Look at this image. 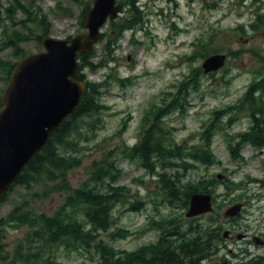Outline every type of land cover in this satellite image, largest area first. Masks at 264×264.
Returning <instances> with one entry per match:
<instances>
[{"label": "rangeland", "instance_id": "rangeland-1", "mask_svg": "<svg viewBox=\"0 0 264 264\" xmlns=\"http://www.w3.org/2000/svg\"><path fill=\"white\" fill-rule=\"evenodd\" d=\"M125 1L118 0L120 3ZM177 1L178 7L169 0H140L139 9L143 11L145 20L142 25H137L134 32H124L114 44H110V49L105 48L108 36L97 42L96 56L91 60L94 63L104 58L112 60L98 71L86 70L85 74L89 80L106 81L102 99L108 108L98 116L99 121L93 129L84 125L78 141H74L78 148L68 149L83 159L80 166L67 171L66 178L71 185L78 186L90 176L94 161L118 159L117 165L123 171L119 183L131 187L138 193L135 197L140 196L145 201V207L139 211L129 210L128 204L115 206L111 231L123 226L133 232L126 238L111 241L121 249L134 250L156 241L161 233L153 227V219L166 216L178 217L179 220L193 219L186 217L188 208L170 204L165 199L157 176H151L120 152L123 143L132 146L139 141L141 124L149 109L164 105L163 98L174 91L175 85L186 76L200 74V87L190 92L187 110L184 113L171 112L164 116L162 122L175 126L176 140L186 144L200 140L202 126L207 122L217 119L220 129L213 139L212 148L221 164L211 167L197 164L185 175L184 181H196L203 176L216 179L210 186L214 196L213 210L201 214L203 217L199 221L223 225L221 232L231 230L234 237L224 238L219 245L220 253L201 264H213L224 254L237 258L235 262L243 256L264 255V244L255 240L264 238V187L260 183L264 180V148L243 145L240 155L244 160L233 158L229 152L231 137L251 126V120L239 108V102L248 86L264 74V29L253 30L250 27L253 20L251 9L238 5L237 0H213L214 8L208 15L201 9L197 13L196 4L188 0ZM87 4L92 7L93 0H0V59L8 65L17 64L27 55L44 50L42 42L37 39L40 35L70 39L84 33L86 29L81 14ZM43 16L47 17L45 24L39 21ZM239 24H245L246 29L238 32L236 27ZM45 26L48 27L46 34L43 33L47 29ZM12 31L28 36L20 43L26 53L24 57H21L23 53H14L13 46H5ZM102 31H112L110 22ZM253 37L255 39L245 41ZM219 53L227 55L225 64L216 71L205 73L202 67L205 59ZM115 76L129 80L122 85L114 79ZM9 77L0 65V94ZM261 96L264 106V93ZM260 109L264 119V109ZM261 122L264 128V120ZM237 141L235 139L233 144ZM61 179L40 182L31 189L16 186L8 194L9 199L0 204V219L24 199L30 201L29 208L33 212L53 214L63 202L62 194L53 193L43 199L32 196ZM237 202H244L245 208L239 216L227 219L226 209ZM28 231V226H6L3 241L9 256L1 264H14V254L22 246ZM245 233H248V239L237 237ZM101 237L110 240L107 233ZM96 258L93 251L82 248L68 251L64 246L55 250L54 257L59 264H96ZM15 264L28 262L20 260Z\"/></svg>", "mask_w": 264, "mask_h": 264}, {"label": "trees", "instance_id": "trees-1", "mask_svg": "<svg viewBox=\"0 0 264 264\" xmlns=\"http://www.w3.org/2000/svg\"><path fill=\"white\" fill-rule=\"evenodd\" d=\"M59 6L62 7L60 4ZM125 7L124 14L121 16L122 20L111 19L112 31L102 34L101 40L108 36L106 49H110V44H114L126 29L135 28L145 21L143 11L139 9L138 0H126ZM88 8L87 4L81 14L82 19ZM46 20L47 17L43 16L39 21L45 24ZM46 28L44 34L48 32V27ZM27 37L19 31H12L5 41V46H13L14 53H23L21 57H24L26 53L22 50L20 43ZM37 39L41 42L42 35ZM95 53L94 49L90 54L84 53L78 56L79 70L83 72L81 79H85L88 84L80 104L53 134L49 144L23 169L5 198L7 200L8 194L18 185L31 189L40 182L55 181L62 177L61 181L34 192L32 197L43 199L53 193H59L64 197L63 202L53 214H48L44 211L33 212L29 208L30 201L24 199L2 217L0 219V264L9 256L3 241V232L8 225L29 227L22 246L14 254V264L20 260L28 264H59L54 257L55 250L60 246H64L68 251L81 248L89 252L93 251L97 256L96 264H201L211 259L213 255H218L219 245L224 240L221 232L224 227L210 222H200L202 215L182 220L173 216L153 219V227L161 233L156 241L143 244L134 250L116 247L111 241L126 238L133 232L123 226H117L114 231H111L115 206L128 204V209L131 211H139L145 207L144 199L140 196L135 197L138 193H135L131 187L119 183L123 171L117 165L118 159L105 158L94 161L90 176L82 184L73 186L68 182L67 171L80 166L83 159L72 154L68 149L78 148L74 141H78L82 129L85 126L93 129L99 121L98 116L108 108L102 99L106 92V81L89 80L85 71H98L107 66L112 59L104 58L94 63L91 59L96 56ZM0 65L9 77L16 62L8 65L0 59ZM199 75L186 76L175 85L174 91L167 93V97L163 98L164 105H155L149 109L141 124L139 141L132 146L123 143L120 152L129 161L143 167L151 176H157V181L160 183L158 186L165 199L170 204H179L181 208L189 207L192 194L211 193L210 186L216 181L214 177L209 178V176H203L196 181H184L189 170L196 168L197 164L211 167L222 162L212 148L214 136L220 130L216 124L217 119L203 125L200 140L192 144L177 141L174 136L175 126L162 122L164 116L171 112L184 113L187 110L190 92L200 87ZM114 79L122 85L129 80L121 76H115ZM256 91L259 92L258 95H254ZM263 93L264 74L259 80L250 84L240 101L254 100L251 110L255 112L257 107L263 108L261 103ZM241 107L243 104L239 108ZM0 108H2L1 102ZM262 124L261 121L253 123L247 131L238 132L231 137L232 145L229 144V152L233 158L243 159L240 150L245 144H252L258 148L264 147ZM235 139L238 141L234 145ZM103 233H107L110 240L102 238ZM235 260L237 258L224 254L213 264H264V255L243 256L237 262Z\"/></svg>", "mask_w": 264, "mask_h": 264}, {"label": "water", "instance_id": "water-1", "mask_svg": "<svg viewBox=\"0 0 264 264\" xmlns=\"http://www.w3.org/2000/svg\"><path fill=\"white\" fill-rule=\"evenodd\" d=\"M122 7L117 0H94L85 13V35L71 39L45 35V49L22 58L10 73L0 99V203L23 169L80 104L87 83L76 79L81 76L78 54L93 51L102 27L109 18H116ZM226 58L221 53L206 58L202 64L205 73L221 68ZM212 199L211 193L192 194L186 216L212 211ZM243 208V202L234 203L226 209L225 217H237ZM229 234V230L224 232L225 237Z\"/></svg>", "mask_w": 264, "mask_h": 264}, {"label": "flooded vegetation", "instance_id": "flooded-vegetation-1", "mask_svg": "<svg viewBox=\"0 0 264 264\" xmlns=\"http://www.w3.org/2000/svg\"><path fill=\"white\" fill-rule=\"evenodd\" d=\"M171 2H174V4L178 7L179 3L177 0H169ZM191 2V4H196L197 6V13L198 10H202V13L208 15L209 13L212 14V10H213V6H214V2L213 0H188ZM189 3V2H188ZM236 3L238 5H241L244 8H249L251 9V13L253 15V20L250 23V27L253 30H258V29H264V0H237ZM180 17V15H178ZM117 21L122 20L121 16L119 15L116 19ZM245 24H239L238 27H236V30L242 31L245 30ZM131 32L135 31V28H130ZM262 37L264 38V34L262 35ZM240 38H243V36H241ZM198 39V37H197ZM250 39H255V37L253 38H246V42H249ZM257 92V91H256ZM256 92H254V95H257ZM241 104H243V107H241L240 109H242L243 111L246 112V117L248 118V120H251V125L253 123H258L259 121H263V117L261 116L260 112L257 113L258 110L261 111L260 108L257 107L256 111L254 112L253 110H251V108L253 106H251V104L253 102H239ZM263 103V102H261ZM260 103V104H261ZM264 184V183H263ZM248 233L246 234V238L248 239ZM234 235L232 233L229 234L228 239H233ZM262 242H264V238L258 239Z\"/></svg>", "mask_w": 264, "mask_h": 264}, {"label": "bare ground", "instance_id": "bare-ground-1", "mask_svg": "<svg viewBox=\"0 0 264 264\" xmlns=\"http://www.w3.org/2000/svg\"><path fill=\"white\" fill-rule=\"evenodd\" d=\"M259 94V92H257V95ZM263 109H264V106H263ZM260 114H261V111H260Z\"/></svg>", "mask_w": 264, "mask_h": 264}]
</instances>
